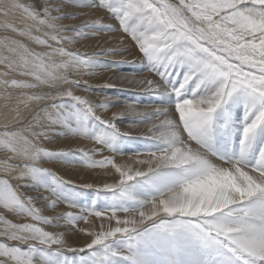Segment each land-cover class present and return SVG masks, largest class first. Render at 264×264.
<instances>
[{"label":"snow or ice","instance_id":"snow-or-ice-1","mask_svg":"<svg viewBox=\"0 0 264 264\" xmlns=\"http://www.w3.org/2000/svg\"><path fill=\"white\" fill-rule=\"evenodd\" d=\"M64 7L63 14L70 15ZM101 10L115 16L120 32L140 54L165 65L164 71L155 73L158 80L133 76L129 83L142 91L171 92L177 97L194 79L199 80L197 90L201 86L209 90L180 99L172 112L162 107L142 110L127 103L111 119L98 114L99 109H109L110 97L97 104L74 94L71 87L55 94L34 91L59 82L79 87V81L59 73L88 68L93 58L111 50L87 56L68 50L65 45L74 39L65 35L67 27L54 14L59 8L53 0H0V66L5 69L0 72V146L21 161L15 166L18 174L0 178V208L36 221L16 224L0 216V222L10 225L0 232L5 238L0 241V264H264V148L258 157L249 156L258 135L264 133V0H100L96 12ZM16 37L50 50L36 51ZM177 64H187L188 72L178 87H168L166 81ZM238 95L245 99L246 112L241 152L233 158L218 153L213 140L218 110ZM66 99L74 102L71 109L63 103ZM44 101L53 102L41 106ZM33 106L38 110L33 111ZM125 115L146 118L140 136L162 147L117 154L111 141L129 135L116 123ZM53 117L74 125L71 137L100 146L72 151L82 153L90 167L104 169L103 175L113 180L104 183L103 190L118 193L129 204L49 218L34 203L49 197L43 193L26 197L21 189L29 192V183L44 174L50 173L57 184H74L38 164L67 153L39 146L48 135L37 129L45 128L43 119ZM93 121L104 127L93 128ZM104 150L111 155L100 160L89 155H102ZM116 156L127 159L117 163ZM142 191L148 193L146 198ZM50 195L55 197L53 208L58 202L76 206L55 190ZM88 214L106 219L107 226L101 224L98 231L81 229L90 239L80 247L69 245L66 233L40 226L53 220L71 225L86 221ZM66 253L76 255L70 258Z\"/></svg>","mask_w":264,"mask_h":264},{"label":"bare ground","instance_id":"bare-ground-1","mask_svg":"<svg viewBox=\"0 0 264 264\" xmlns=\"http://www.w3.org/2000/svg\"><path fill=\"white\" fill-rule=\"evenodd\" d=\"M22 2L32 3L33 0H22ZM53 3L59 8V12L54 11V14L60 15L61 23L67 27L68 32L65 33V35L73 37L74 39V43L65 45L68 50L80 52L86 56L92 53L105 52L107 49L120 52L114 54V56H111L113 54L96 56L89 62L88 68H82L80 71H76L73 68L65 69L59 73L60 75H67L70 81H77L76 79L79 78L81 80L79 84H84V88L82 89L59 82L56 86L44 84L40 89L34 91L55 94L58 91L67 90L71 87L74 94L86 97L97 104L103 101L105 97H110L112 100L110 101L111 106L109 109H99L98 114L104 119H111L114 114L123 111L124 105L127 103H136L142 107V110L147 108V110L150 111L152 107H162L172 112L180 99L191 98L194 94L196 96L204 95L209 90L205 86H201L197 90L199 80L194 79L185 87L181 97H177L175 93L171 92L154 94L142 91L138 86L129 83V80L133 76L138 80H158L159 77H157L155 73L164 71L165 65L163 63L151 61L146 56L140 54L138 48L133 44L131 39L123 32H120L119 22L115 16L105 13L103 10L96 12L100 0H62V4H57V0H53ZM64 6H67V9L71 11L70 15L63 14L65 12ZM81 13L84 14L82 15ZM73 15L77 17V19H73ZM92 21H98V23H91ZM17 23H19V21H17ZM106 29L108 30L105 32H99V30ZM0 34H3L2 30H0ZM35 34L40 35V33ZM16 38L23 39L29 47L36 51L44 52L50 50L26 38ZM57 62H60L59 57H57ZM152 69L156 72L152 71ZM4 70L5 69L0 66V72ZM187 72V64L175 65L171 70L168 81H166V85L168 87H178L183 80V76L187 74ZM125 77H127V79ZM11 78L13 77L10 76L9 79ZM15 78L24 79L19 76ZM0 79H3V77H0ZM85 85H87V87H85ZM91 88H98L99 90H104V92L102 94H95L88 91ZM52 102L53 101H44L41 106L50 105ZM2 103L3 100L0 98V105H2ZM63 103L67 109H71L74 102L70 99H66ZM36 110H38L36 106H33V111ZM49 111L55 110L49 108ZM245 112L246 102L243 96L240 95L231 99L223 109L218 110L214 133V140H218V146L222 147L226 141L223 136L219 135L220 128L227 124V126L231 125L237 130L242 131ZM25 115L28 119H31L30 113H25ZM117 121L130 123L126 128H120L121 132L128 133L129 135H121L114 141H111L115 145L117 154L132 155L137 152L158 151L162 147L160 142L140 136L144 132L143 125L148 122L146 118L125 115L122 118H118ZM227 121H229V123ZM41 124L45 128L37 129V131H47L48 138L41 140L39 146L49 151H65L67 153L55 155L51 160L43 158L38 164L55 172L56 175L62 177L64 180L74 183L57 184L53 176L49 173L44 174L39 181L29 183V192L22 188L21 191L25 192L26 197H37L38 193H43L45 197H49L45 201L34 200L35 206L41 209L42 215L52 218L54 216H66L68 212H72L79 216L87 214L82 213L81 209H88L90 213L91 208L106 211L112 207H121L130 203L119 199L118 193L105 192L103 190V184L111 183L113 178L103 175L104 169L93 168L85 164V157L79 151H72L80 149L89 151L90 149L100 146L80 137H71L74 126L72 123L57 121L53 117L52 120L43 119ZM117 124L119 125V123ZM92 125L93 128L97 130L104 127V125L96 121H93ZM2 128L3 120L0 118V130H2ZM89 155L94 160H100L104 155H111V153L108 150H104L102 155H93L91 152H89ZM126 159L127 156H116L117 163ZM19 163H21L20 160L0 146V178H5L6 175L14 177L18 174L19 170L15 169V166ZM13 169H15V171H13ZM108 171L111 172V169L109 168ZM13 183H16L14 179ZM19 183L25 184L27 182L19 181ZM88 185H91V187H87ZM97 189H99V191H97ZM54 190L57 191L61 199L69 201L76 206H69L67 202H58L55 208L51 207V202L55 197L51 196L50 192ZM141 195L146 198L147 193L145 196V192L142 191ZM38 199H42V197H38ZM93 202H95V204ZM45 205H48V207L45 208ZM120 215H123V213ZM0 216L16 224L36 223V221L29 216H18L2 208H0ZM57 219H63V217H57ZM80 222L81 229L86 231H98L101 224L107 226L106 219L102 221L100 218L91 214H88V219L86 221L81 220ZM57 223H59L61 227L57 228L55 226ZM74 224L75 222L69 225L67 220H53L52 224H41L40 226L48 231L66 233L65 239L68 244L72 247H80L88 242L90 238L86 235V231H79V228L75 227ZM6 227H10V225L0 222V232ZM4 239L3 236H0V241ZM8 242L16 243L13 241ZM66 255L71 258L76 254L66 253Z\"/></svg>","mask_w":264,"mask_h":264},{"label":"rangeland","instance_id":"rangeland-1","mask_svg":"<svg viewBox=\"0 0 264 264\" xmlns=\"http://www.w3.org/2000/svg\"><path fill=\"white\" fill-rule=\"evenodd\" d=\"M107 30L108 29L99 30V32H105ZM108 50H110V49H107L106 51H108ZM119 52L120 51L111 50V53L109 55L113 54L111 56H114V54H117ZM152 71L156 72L154 69H152ZM76 80L81 82V80L79 78L76 79ZM73 87H76L78 89H82V88H84V84H80L79 87L73 85ZM91 89L88 90V91L93 92L95 94H102L104 92V90H99L98 88H91ZM227 122L229 123V121H227ZM116 123H119L118 126H119V128H122V129L126 128L127 125L130 124L129 122H124V121H116ZM219 135L223 136V138L226 141L224 142L222 147H220V146H218V140H213L214 149L218 153H222V154H224L226 156H231L233 158H238L239 155H240V152H241V143H240V141L242 139V131L237 130L236 128L232 127L231 125H229L227 127H225V125H224V126H222L220 128ZM215 143H216V145H215ZM262 148H264V134L261 133L260 135H258V137L256 139V142L253 144V147L250 150V153H249L250 158L252 156L258 157L259 156V152H260V150ZM85 164L89 165L88 163H85ZM147 195H148V193H147ZM145 196H146V193H145ZM74 226L79 228V231H81V222L80 221H76Z\"/></svg>","mask_w":264,"mask_h":264}]
</instances>
